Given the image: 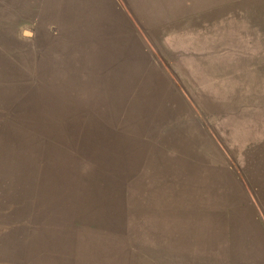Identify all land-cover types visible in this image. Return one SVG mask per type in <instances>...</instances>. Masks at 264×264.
I'll list each match as a JSON object with an SVG mask.
<instances>
[{"label": "rangeland", "instance_id": "rangeland-1", "mask_svg": "<svg viewBox=\"0 0 264 264\" xmlns=\"http://www.w3.org/2000/svg\"><path fill=\"white\" fill-rule=\"evenodd\" d=\"M49 2L66 9L61 15L97 18L78 28L109 34L94 35L96 63L106 65L108 51L121 59L118 52L131 47L145 52L140 106H119L117 98L110 112L102 102L94 106L110 115L112 130H89L85 116L65 122L59 110L46 115L62 102L50 90L54 53L46 42L58 46L62 30ZM131 2L0 0V264H25L24 256H35L34 264L40 256L264 264V122L241 134L220 132L207 102L174 74L166 38L154 42L137 21L129 23L137 37L127 38V21L116 19L141 8ZM161 9L162 17L177 16V31L199 34V44L218 43L220 30L233 23L252 34L249 43H264V0H162ZM134 73L131 89L138 87ZM102 77L106 84L109 75ZM258 102L249 96L233 103L253 113ZM119 109L129 111L127 119Z\"/></svg>", "mask_w": 264, "mask_h": 264}, {"label": "crops", "instance_id": "crops-1", "mask_svg": "<svg viewBox=\"0 0 264 264\" xmlns=\"http://www.w3.org/2000/svg\"><path fill=\"white\" fill-rule=\"evenodd\" d=\"M136 1L133 0L131 4H136ZM71 2H66V7H70V9L72 7L75 10L77 3L75 5ZM138 3L141 8L131 9L132 19L126 15V18L118 17L116 21H127L124 23V28L128 33L127 38L137 37L136 32H131L130 21H137L144 31L150 33L154 42L159 38L160 40L166 38L165 44L168 43L171 68L174 74L180 78L192 96L207 102L216 116V124L220 132L228 133L231 136L232 134H241L248 130L247 127L264 122V43L262 41L257 43L258 39H256V43H249L252 34L243 30L239 23H233L220 30L217 35L218 43H209L211 40L205 38L201 39L202 43L199 44L197 43L198 39L194 40L200 37L199 34H190L186 29L181 31L174 29L173 26L177 23L175 14L169 13L162 17L164 16L161 9L162 0H138ZM49 4L52 11L57 8V11H53L56 14L54 18L62 30V41L58 46L46 42V45H49L48 50L54 53L51 65L49 64L50 72H54L50 90H53L62 102L47 110L46 115L50 116L54 110H59L58 116L61 114L65 122L71 119L70 122L78 124L81 117L85 116L84 123L89 130L95 129L97 133L106 129L112 130L110 115L98 113L94 106L96 103L102 102L109 107L106 109L110 112L109 102L115 98L121 100L119 106L126 105L128 107L129 101L138 103L143 80L145 81V52L131 47L118 52L119 54L125 53V57L121 59V56L114 58L115 52L108 51L106 55L110 61L106 62V65H100L95 61L93 45L94 42H98L95 41L96 39L94 40V35L109 37L107 31L102 29L100 33H90L88 30L78 32V28L81 26H92V24L86 25L83 22L93 21L96 25L97 18L93 20L87 18L85 21L81 18L79 20L75 12L65 16L66 9L62 6L53 7V2H49ZM52 11L44 12L49 16ZM61 11H64V16L61 15ZM1 18L0 15V20ZM31 32L32 36L29 39L34 40L35 33ZM112 37L114 38V36ZM121 37H117V39ZM182 41H184L183 44ZM250 41L252 42L251 39ZM102 43L103 45L105 43L103 38ZM86 48L89 49L87 53L84 52ZM161 48V45L158 46L160 53ZM131 60L134 63H131ZM132 71H137L134 74L136 75L135 82L137 81L135 85L138 84V87L134 89L129 88L128 85ZM104 72L110 77L106 82L107 85L101 80ZM147 78L149 79L150 76ZM71 91L76 92L75 97L69 95ZM249 96L254 100L259 99L253 113L248 111V108L242 110L233 103L241 97ZM119 110L124 111L126 118L129 111ZM85 124H83L84 127H86ZM249 131L258 132L259 129H250ZM115 132L117 131L115 130ZM244 142L238 140L237 143L243 146L241 144ZM108 158H112V156H108ZM76 210H78L77 207ZM78 211H86V214L91 213L90 210L80 209ZM82 221L83 218L78 223ZM89 227L91 229L95 227L94 231L98 230V226H94L92 223ZM24 257L25 264H34L35 256ZM118 257L120 256H40V263L37 264H48L46 262L49 259H55L56 264H115L114 260ZM139 257L121 256L120 261L122 264H144L145 260H141Z\"/></svg>", "mask_w": 264, "mask_h": 264}, {"label": "water", "instance_id": "water-1", "mask_svg": "<svg viewBox=\"0 0 264 264\" xmlns=\"http://www.w3.org/2000/svg\"><path fill=\"white\" fill-rule=\"evenodd\" d=\"M23 36L26 37V38H30V37L32 36V32H31V31H27V30H25V31L23 32Z\"/></svg>", "mask_w": 264, "mask_h": 264}]
</instances>
